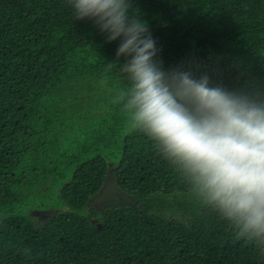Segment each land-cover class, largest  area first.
<instances>
[{
  "label": "trees",
  "instance_id": "trees-1",
  "mask_svg": "<svg viewBox=\"0 0 264 264\" xmlns=\"http://www.w3.org/2000/svg\"><path fill=\"white\" fill-rule=\"evenodd\" d=\"M132 11L166 69L264 92V0H132ZM118 43L67 0H0V264H264L132 127ZM109 173L130 201L98 209Z\"/></svg>",
  "mask_w": 264,
  "mask_h": 264
},
{
  "label": "clouds",
  "instance_id": "clouds-1",
  "mask_svg": "<svg viewBox=\"0 0 264 264\" xmlns=\"http://www.w3.org/2000/svg\"><path fill=\"white\" fill-rule=\"evenodd\" d=\"M75 20L119 41L117 67L128 82L123 107L238 239L264 249V92L230 90L206 73L165 68L132 0H67ZM113 176L112 173H110ZM114 178V177H113Z\"/></svg>",
  "mask_w": 264,
  "mask_h": 264
},
{
  "label": "flooded vegetation",
  "instance_id": "flooded-vegetation-1",
  "mask_svg": "<svg viewBox=\"0 0 264 264\" xmlns=\"http://www.w3.org/2000/svg\"><path fill=\"white\" fill-rule=\"evenodd\" d=\"M118 195L120 196L118 198ZM128 195H123L119 188L116 186L114 182V178H110L109 184L105 186L103 190L100 191L98 197L94 199V203L97 205L98 209H104L107 204L111 202H128L129 197ZM41 216H46L45 214L40 213Z\"/></svg>",
  "mask_w": 264,
  "mask_h": 264
},
{
  "label": "water",
  "instance_id": "water-1",
  "mask_svg": "<svg viewBox=\"0 0 264 264\" xmlns=\"http://www.w3.org/2000/svg\"><path fill=\"white\" fill-rule=\"evenodd\" d=\"M110 178H113V176H111V174H108V177L106 178L103 187L101 188V190H103L105 188V186L107 185V183L109 184V180ZM43 213H46L47 215L50 214L52 212V210H46V211H41Z\"/></svg>",
  "mask_w": 264,
  "mask_h": 264
}]
</instances>
